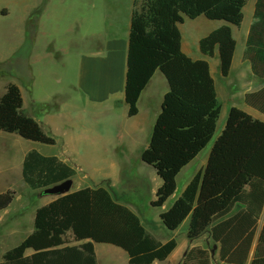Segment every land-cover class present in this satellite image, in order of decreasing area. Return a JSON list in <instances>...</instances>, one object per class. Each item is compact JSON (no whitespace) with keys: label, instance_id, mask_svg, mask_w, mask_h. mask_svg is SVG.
Listing matches in <instances>:
<instances>
[{"label":"trees","instance_id":"1","mask_svg":"<svg viewBox=\"0 0 264 264\" xmlns=\"http://www.w3.org/2000/svg\"><path fill=\"white\" fill-rule=\"evenodd\" d=\"M249 0H134L132 4L124 104L127 118L138 114L139 99L159 72L168 92L141 162L160 181L151 206L162 209L175 196L177 180L213 140L220 116L215 83L206 61H192L181 51L183 19L205 18L224 25L198 43L206 59L215 54L219 72L228 78L236 42L231 27L240 28ZM243 51L253 77L264 83V0H257ZM244 104L264 116V85L246 94ZM17 86L8 84L0 98V133L47 147L56 142L22 112ZM33 192L72 181L75 172L56 157L29 152L17 170ZM0 193V212L16 197ZM264 123L232 108L213 143L206 165L189 181L159 219L176 232L188 220L189 242L208 235L217 245L221 264H264ZM67 239L69 241H67ZM77 244L70 246V243ZM94 245L109 246L127 256V264H168L177 245L161 243L127 207L103 188L73 189L36 210L34 233L6 252L0 264H98ZM30 252V255L27 253ZM181 264H212L210 250L193 247Z\"/></svg>","mask_w":264,"mask_h":264},{"label":"rangeland","instance_id":"2","mask_svg":"<svg viewBox=\"0 0 264 264\" xmlns=\"http://www.w3.org/2000/svg\"><path fill=\"white\" fill-rule=\"evenodd\" d=\"M87 3L86 0H0V98L8 84L18 87L25 104L30 103L34 94L43 97L54 94L56 106L49 105L46 110L38 113L34 111V115L35 120L41 122V131L56 142L54 147L44 148L50 149L52 154L61 151L68 160L66 162H71L69 164L75 172L72 188L99 187L107 190L118 204L126 206L139 218L147 231L160 240L167 237L175 240L180 246V253L170 264H181L187 249L200 247L211 250L213 243L208 235L189 242L186 237L188 220L176 232L168 234L159 216L178 198L193 176L204 169L210 149L223 129L229 110L233 106H240L242 93L249 88L250 78L239 64H236L228 79L219 77L217 100L220 116L213 140L183 170L177 180L175 196L162 209H155L151 203L155 200L160 181L154 170L141 162V154L147 147L149 135L144 144L138 142L121 145L116 140L115 124L123 119L122 110L110 111L107 109L108 103L99 105L79 100L76 96L77 84L81 78L84 82L80 66L86 63L83 59L79 65L80 57H86L87 64L93 59H104L106 49L94 46L95 39L96 36L112 34L107 30L109 25L102 23V19H108V8L102 4L95 7L100 14V22L91 30L85 25L80 27L79 12L87 11ZM85 36L88 40L80 42ZM80 46L82 49H79ZM81 53L84 55L80 56ZM89 78L95 77L88 73V91L93 88L88 82ZM19 141L29 145L28 142ZM128 146L130 149H125ZM8 187L12 188L9 191L17 192L12 211L21 205L31 209L43 203L41 193L28 190L16 174L0 176V192ZM263 219L264 212L259 229ZM20 243L16 239L0 240V258L1 254ZM76 245L70 243V246ZM106 250L99 248L100 264H113V257ZM114 259L116 264H122L120 257ZM211 262L221 264L217 254L211 258Z\"/></svg>","mask_w":264,"mask_h":264},{"label":"crops","instance_id":"3","mask_svg":"<svg viewBox=\"0 0 264 264\" xmlns=\"http://www.w3.org/2000/svg\"><path fill=\"white\" fill-rule=\"evenodd\" d=\"M94 1L95 2L91 3L89 2V0H86V2H88L86 5L87 11L83 12L80 10L79 20L82 23V25L80 23V27H83V25H85L88 26L91 30L94 28L93 27L94 25L100 22L99 20L100 14L96 12L95 7L97 5L102 4L108 8V19L106 20L102 19V23L109 25L107 30L109 32H112V34L96 36L97 39H95L94 46L96 45L97 47L106 49L104 59H93L90 61V63L87 64V58L81 56L84 54L83 53L79 54L81 56L79 59V65H81L83 59H85L86 63L84 66L83 65L80 66L81 73H84V82L82 83V78H81L80 82L77 84L76 96L79 98V100H84L87 102L91 101L98 103L99 105H102L101 103H108L109 105H107L108 106L107 109L110 111L115 112L117 109L120 108V110H122L123 112V119L121 120V122L119 121L118 123L115 124V128L117 129V134H116L117 142L120 143L121 145L122 144L130 145L138 142L144 144L146 137L148 135L150 140L151 137L150 133H152V129L155 125L156 119L160 114L163 98L165 94L168 92L167 84L164 78L162 77V75L159 72H156L139 99L137 105L138 107L137 116L130 119L127 118V107L124 104V84H125V74H126V56H127L128 37H129V29H130V18H131L132 4L134 0H94ZM256 2L257 0H249L247 2L246 6L243 9V22L240 28L231 27L232 36L236 42V48L228 78L233 74L234 67L236 66V64H239L243 67L244 71L248 75V78H250L249 88L245 89L244 92L242 93L240 106L238 107L233 106L232 108H236L246 113L247 115L251 116L254 120H259L264 123V116L250 109L243 102L244 96L246 94L256 92L260 90L264 85L263 82L257 80L255 77L252 76L249 65L243 61V51L247 40L248 32L251 26L256 22V20L254 19ZM209 22L210 21H207L203 17L198 18L194 21L184 18L183 23L179 25L178 29L181 36L182 53L192 61H206L208 63L211 77L215 83L216 95L218 96L217 81L219 77L222 78L219 72L218 56L217 54H215V56L212 59L204 58L198 50V43L201 39L205 38L210 33L215 31L219 27L223 26L224 24L218 22H212V23ZM87 40H88L87 36H85L83 40H81L80 42L84 43ZM79 49H82V46H80ZM101 60L104 61L101 62ZM88 73L90 75H93V77H95L93 79L91 78L88 79V82L93 87L89 91L87 89ZM78 77L79 78L81 77L80 72L78 74ZM237 78L239 79L240 76L238 77L237 75ZM54 100H55L54 94H51L50 96L48 94L47 97L34 94L29 104H25L23 100L21 112L25 117L34 120L40 126L41 122L35 120L34 111L35 112L37 111V113L44 111L49 105L55 107L56 104L54 103ZM143 137L145 138L142 139ZM28 144L29 145H24L22 142L19 141V138L17 136L0 133V176H7L10 174L18 175L16 172L15 173H10V172L19 169L24 161L25 156L31 151H35L43 157H56L64 164H66L67 166H69L71 169L74 170L73 166H70L69 164L71 162L69 163L66 162L68 160L65 157V155L61 153V151H59L57 154H52L50 149L44 148L45 146L30 142H28ZM119 149L122 148L119 147ZM125 149H130V148L128 146V148ZM20 181L23 184L21 178ZM3 184L4 186H6L5 182ZM72 184H74V182H72ZM8 190H12V188L8 187L5 191ZM50 198L51 197H43L42 198L44 199L43 203L31 209L28 208V206L26 205H21L12 211V206L17 199V195H16L12 204L6 210L0 212V240L16 239L22 242L24 239L32 235L34 233L35 212L36 210L48 205L54 200ZM147 232L151 236H153L156 240H158L163 244L171 240V237H167L164 240H160L152 232L150 231ZM168 234H173V232L172 233L168 232ZM176 245L177 247L175 251L171 254V256L168 259V264H170V261L178 253H180L179 252L180 246L177 243ZM94 248H95V254L98 264H100L99 248L107 249L106 251L113 257L112 258L113 264H116V260L114 258L117 257H120L122 264H127L128 261L127 256L118 249L103 245H94ZM189 249H187L185 252H187ZM5 253L6 252L1 254V256L3 257ZM27 255H30V252H28ZM1 262H2V258H0V263Z\"/></svg>","mask_w":264,"mask_h":264},{"label":"water","instance_id":"4","mask_svg":"<svg viewBox=\"0 0 264 264\" xmlns=\"http://www.w3.org/2000/svg\"><path fill=\"white\" fill-rule=\"evenodd\" d=\"M72 192V181H66L62 184L54 186L45 190L42 194L46 197L51 198H58L62 196H66ZM217 252V245H213L212 249L210 250V257L212 258L215 253ZM187 252L184 253L183 258L186 256Z\"/></svg>","mask_w":264,"mask_h":264}]
</instances>
